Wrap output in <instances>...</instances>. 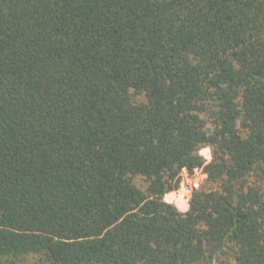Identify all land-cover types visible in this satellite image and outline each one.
I'll list each match as a JSON object with an SVG mask.
<instances>
[{
	"label": "trees",
	"instance_id": "obj_1",
	"mask_svg": "<svg viewBox=\"0 0 264 264\" xmlns=\"http://www.w3.org/2000/svg\"><path fill=\"white\" fill-rule=\"evenodd\" d=\"M263 186L264 0H0V264H264Z\"/></svg>",
	"mask_w": 264,
	"mask_h": 264
},
{
	"label": "rangeland",
	"instance_id": "obj_2",
	"mask_svg": "<svg viewBox=\"0 0 264 264\" xmlns=\"http://www.w3.org/2000/svg\"><path fill=\"white\" fill-rule=\"evenodd\" d=\"M200 155L204 160V166L201 168H196L193 171H188L183 169L180 175V186L178 190L168 192L164 200L167 203L175 205L181 212H186L189 209V202L192 197V193L195 189L204 187L205 189H213L216 187V183H212L208 180V174L205 167L212 161V150L210 147L206 146L200 150ZM137 184L146 190L147 183L144 179H137ZM190 189V193L183 189V186ZM264 189V186H263ZM31 264H34L32 261ZM219 264H239L233 255L225 257L220 261Z\"/></svg>",
	"mask_w": 264,
	"mask_h": 264
},
{
	"label": "built area",
	"instance_id": "obj_3",
	"mask_svg": "<svg viewBox=\"0 0 264 264\" xmlns=\"http://www.w3.org/2000/svg\"><path fill=\"white\" fill-rule=\"evenodd\" d=\"M182 186H183V189H184L185 191H187L188 193H190V189H189V188L185 187L184 185H182Z\"/></svg>",
	"mask_w": 264,
	"mask_h": 264
}]
</instances>
